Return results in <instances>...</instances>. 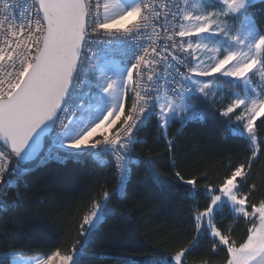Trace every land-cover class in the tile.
<instances>
[{"label":"snow or ice","instance_id":"6c2138e0","mask_svg":"<svg viewBox=\"0 0 264 264\" xmlns=\"http://www.w3.org/2000/svg\"><path fill=\"white\" fill-rule=\"evenodd\" d=\"M264 3V0H259ZM257 0H0V212L18 206L26 177L50 162L91 159L115 183L101 185L71 248L30 257L0 243V264H81L101 226L129 200L134 169L152 174L160 196L181 192L191 239L172 253L129 248L111 264H185L208 240L211 264H264V196L251 177L264 155V18ZM215 120L244 146L218 182L186 177L169 129ZM166 141L174 184L141 129ZM115 203V207H114ZM246 223L233 239L225 210ZM218 218L220 223H218ZM5 241L8 237L4 236ZM11 249V250H9ZM143 257L137 259L136 257ZM198 264H210L201 259Z\"/></svg>","mask_w":264,"mask_h":264},{"label":"trees","instance_id":"16d2710c","mask_svg":"<svg viewBox=\"0 0 264 264\" xmlns=\"http://www.w3.org/2000/svg\"><path fill=\"white\" fill-rule=\"evenodd\" d=\"M253 11L258 19L264 18V3L257 0ZM261 128L264 130V126ZM178 130L179 124L173 125L169 129V138H177L180 170L186 177L207 172L209 180L216 183L228 171L229 157L233 163H238L237 158L246 155L241 142L215 120L185 127L179 133ZM157 135L153 124L141 129V137L148 141V148L138 147L136 155L157 160L152 172L174 184L166 170V141L158 140ZM261 138L264 139V133ZM251 180L258 188L252 199L259 200L264 196V155L259 157ZM113 183L115 178L111 171L98 168L91 159L81 163L50 162L36 169L21 186L18 206L0 212V243L15 244L17 251L30 257L50 254L57 248L68 250L80 239L78 225L90 200L96 197L101 185ZM172 194V200L166 201L160 196L152 174L142 167L134 169L129 200L101 226L87 254L81 257V264H111L101 257L128 259L131 255L127 251L129 248L142 246L160 253H172L186 244L191 239V229L183 215L182 194L176 187L172 188ZM222 228L225 231L230 229L233 239H240L245 234L246 223L242 219L234 222L226 209ZM209 243L208 240L202 241L200 249L189 256L185 264H198L201 259H209L211 264L210 254L205 251ZM222 259L221 254L215 264H220Z\"/></svg>","mask_w":264,"mask_h":264},{"label":"rangeland","instance_id":"374dc122","mask_svg":"<svg viewBox=\"0 0 264 264\" xmlns=\"http://www.w3.org/2000/svg\"><path fill=\"white\" fill-rule=\"evenodd\" d=\"M32 257H36V256H32Z\"/></svg>","mask_w":264,"mask_h":264}]
</instances>
